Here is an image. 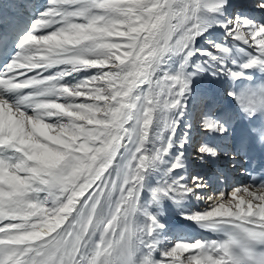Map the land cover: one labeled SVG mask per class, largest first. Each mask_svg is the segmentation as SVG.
<instances>
[{"label": "snow or ice", "instance_id": "snow-or-ice-1", "mask_svg": "<svg viewBox=\"0 0 264 264\" xmlns=\"http://www.w3.org/2000/svg\"><path fill=\"white\" fill-rule=\"evenodd\" d=\"M0 57V264H264V0H10Z\"/></svg>", "mask_w": 264, "mask_h": 264}, {"label": "bare ground", "instance_id": "bare-ground-1", "mask_svg": "<svg viewBox=\"0 0 264 264\" xmlns=\"http://www.w3.org/2000/svg\"><path fill=\"white\" fill-rule=\"evenodd\" d=\"M9 2H10V0H0V4H6V3H9ZM40 2H43V0H40ZM234 2H236V3H246V2H248V0H234ZM257 75L259 76V74H257ZM217 106H219V104ZM197 138L198 139L200 138L199 133H197ZM228 164L229 163H228V161L226 159H222L221 161H218L215 165H213L210 170L212 171L213 175H215L217 172L223 173V176L221 177L223 179L224 176H226L225 172L223 171V169H227ZM197 170H200V169L197 168ZM205 171H209V169H205ZM237 173H238L237 174L238 181H242V182L246 183V177L242 174V172L237 171ZM231 182H233V181H231ZM224 185H225L226 188L228 187V185L226 183ZM165 215L166 216L169 215L167 211L165 212ZM169 222H170V225H171V231L168 233V235L173 241H175L176 239L182 237V235L185 236V233H187L188 230H189L188 225H187L188 221L183 220L181 217H179L175 213H173L169 217ZM179 228H182V229H179ZM191 234L194 236L193 238H196V239H199V238L212 239L211 237H209L207 235H202L200 232H197V231H191Z\"/></svg>", "mask_w": 264, "mask_h": 264}]
</instances>
